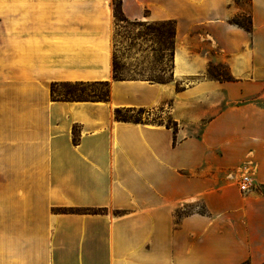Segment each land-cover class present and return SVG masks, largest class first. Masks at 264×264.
<instances>
[{"label":"crops","instance_id":"0c3cea01","mask_svg":"<svg viewBox=\"0 0 264 264\" xmlns=\"http://www.w3.org/2000/svg\"><path fill=\"white\" fill-rule=\"evenodd\" d=\"M110 1L23 0L7 25L0 168L26 174L0 177V264H264V0H122L176 22L167 82L114 79ZM248 10L250 31L232 22ZM106 81L108 101L51 94ZM242 164L249 192L226 176Z\"/></svg>","mask_w":264,"mask_h":264},{"label":"rangeland","instance_id":"374dc122","mask_svg":"<svg viewBox=\"0 0 264 264\" xmlns=\"http://www.w3.org/2000/svg\"><path fill=\"white\" fill-rule=\"evenodd\" d=\"M23 0H0V77L6 76L7 71V52L5 39L7 36V25L14 21H19L20 11H22ZM35 1V0H31ZM54 1V0H48ZM102 1V0H100ZM249 0H245L247 3ZM99 3V0H97ZM109 2V0H108ZM114 14V61L113 69L116 70L117 76L128 79H161L167 80L171 76L172 54L169 47L172 41L173 25L167 22H151L139 19H129L122 11V0H111ZM120 9L121 13L117 10ZM12 11H17L12 14ZM11 16V17H10ZM147 17V12L144 14ZM241 26L250 27V15L248 12L233 18ZM232 19V20H233ZM163 33V36L162 34ZM17 45L20 47L19 43ZM22 47H20L21 49ZM221 71L222 75H228L227 67L222 63H211L208 76L212 77L209 72H214L216 76ZM114 77V74H113ZM5 85L0 86V91L4 90ZM53 89L52 97L55 100L69 101H105L107 100L108 89L105 85L97 83H57L51 86ZM129 117H139L142 120H161L160 110L149 111L138 114L137 110L123 113ZM166 122L173 120L165 117ZM77 138V132H76ZM244 164L237 168L229 169L226 172L227 178L236 186L240 187V181L243 174L248 173ZM9 171V172H8ZM22 176L26 174L24 169H7L0 168V177ZM254 188V186H252ZM7 190V183L4 180L0 183V191ZM249 192V191H248ZM203 210L201 203H194L191 207L176 213V220L179 221L185 214Z\"/></svg>","mask_w":264,"mask_h":264},{"label":"trees","instance_id":"16d2710c","mask_svg":"<svg viewBox=\"0 0 264 264\" xmlns=\"http://www.w3.org/2000/svg\"><path fill=\"white\" fill-rule=\"evenodd\" d=\"M118 13H121V10L118 9L117 10ZM233 23H236L239 25V23L237 21H235L234 19L232 20ZM169 25H173L174 28H173V32H172V41H170L169 43V47H170V50H172V46L174 44V37H175V33H176V22L175 21H168L167 22ZM245 27V26H243ZM247 30L250 31V27H245ZM162 36H163V33H161ZM116 69V68H115ZM114 69V79L115 80H125L124 78H121L119 76H117L116 74V70ZM212 77H216V78H219V79H225V80H232V76L229 74L228 72V75L227 76H224L222 75L221 71L219 72V75L216 76V74L214 72H209ZM150 81H154V82H167L170 80L167 79V80H161V79H149ZM97 84H102V85H105V87L108 89V95H107V100L105 101H108L109 100V97H110V82L106 81V82H96ZM56 84H53L52 86H54ZM53 89H51V94L53 95ZM137 110L138 114H142L144 112H146V110L144 108H139V109H136V108H116L115 109V117L117 120L119 121H126V122H137V123H143V122H146L147 120H142L141 118L139 117H129V116H126L124 115L123 113L124 112H133ZM167 127H172L174 129V133H175V137H174V143H176L177 139H176V133H177V123L175 122L173 125L171 124V122H167L166 123ZM75 142H77L76 139H74Z\"/></svg>","mask_w":264,"mask_h":264},{"label":"built area","instance_id":"2783aa9c","mask_svg":"<svg viewBox=\"0 0 264 264\" xmlns=\"http://www.w3.org/2000/svg\"><path fill=\"white\" fill-rule=\"evenodd\" d=\"M247 172L248 173L242 175V178L240 181V190L243 192L249 191L253 185L252 173H250L249 171Z\"/></svg>","mask_w":264,"mask_h":264}]
</instances>
